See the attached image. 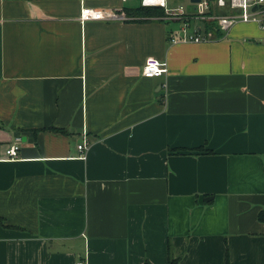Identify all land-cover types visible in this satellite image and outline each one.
<instances>
[{
  "label": "crops",
  "instance_id": "1",
  "mask_svg": "<svg viewBox=\"0 0 264 264\" xmlns=\"http://www.w3.org/2000/svg\"><path fill=\"white\" fill-rule=\"evenodd\" d=\"M130 1L0 0V264H264V31Z\"/></svg>",
  "mask_w": 264,
  "mask_h": 264
},
{
  "label": "built area",
  "instance_id": "2",
  "mask_svg": "<svg viewBox=\"0 0 264 264\" xmlns=\"http://www.w3.org/2000/svg\"><path fill=\"white\" fill-rule=\"evenodd\" d=\"M124 2L127 0H123ZM143 7H161L166 11L168 10L167 0H141ZM216 6L217 8L229 11V14L223 15H210V7ZM172 18H183L185 20V27L188 29L190 20L194 19L187 15L185 7L179 6L166 12ZM187 15V16H186ZM80 19L82 22L90 21H106L114 22L116 20L129 19L124 12H118L114 9H97L91 7H83ZM196 19L206 22H216L219 30L225 35L230 34L231 30L237 24L254 23L264 31V0H201L196 4ZM187 30H184L187 35ZM193 42L199 43L205 41L201 35H190L181 39L174 37L171 39L172 43L177 42ZM168 73L167 62L161 61L154 57H149L143 68V76L146 78L162 77ZM22 145L21 138H17L15 142L6 150L8 161L18 159L20 147ZM80 152L87 149V144L83 143L78 146ZM77 264H86L85 262H78Z\"/></svg>",
  "mask_w": 264,
  "mask_h": 264
},
{
  "label": "trees",
  "instance_id": "3",
  "mask_svg": "<svg viewBox=\"0 0 264 264\" xmlns=\"http://www.w3.org/2000/svg\"><path fill=\"white\" fill-rule=\"evenodd\" d=\"M127 10V17L129 18L132 17L131 19L133 20H139V19H152V18H156V17H164L166 15L165 9L161 8V7H143L140 6L138 8L135 9H126ZM216 13H218L217 11H215L214 6L212 5L210 7V11L209 14L210 15H215ZM225 14V13H223ZM129 15V16H128ZM56 131L59 132H63L62 129H57V128H52ZM175 151V153H178L179 151H184V152H190V153H213L211 150H206V148L204 147H200V148H194V149H183V150H173ZM259 220L260 221H264V210H262L259 213ZM169 264H177V260L170 258L169 259Z\"/></svg>",
  "mask_w": 264,
  "mask_h": 264
},
{
  "label": "rangeland",
  "instance_id": "4",
  "mask_svg": "<svg viewBox=\"0 0 264 264\" xmlns=\"http://www.w3.org/2000/svg\"><path fill=\"white\" fill-rule=\"evenodd\" d=\"M190 3H191V0H187L186 4L184 6L188 7L190 5ZM129 5H133V6L137 7V5L139 6V2L137 0H132V2L131 1L129 2ZM215 23L216 22H213L212 24L216 25Z\"/></svg>",
  "mask_w": 264,
  "mask_h": 264
},
{
  "label": "water",
  "instance_id": "5",
  "mask_svg": "<svg viewBox=\"0 0 264 264\" xmlns=\"http://www.w3.org/2000/svg\"><path fill=\"white\" fill-rule=\"evenodd\" d=\"M200 2H201V0H191V3H193V4L200 3Z\"/></svg>",
  "mask_w": 264,
  "mask_h": 264
}]
</instances>
